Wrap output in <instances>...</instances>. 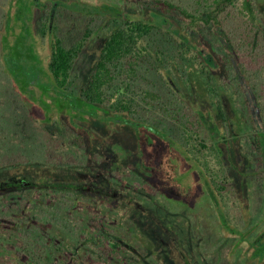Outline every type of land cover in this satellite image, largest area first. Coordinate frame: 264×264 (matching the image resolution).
Segmentation results:
<instances>
[{
    "label": "trees",
    "instance_id": "obj_1",
    "mask_svg": "<svg viewBox=\"0 0 264 264\" xmlns=\"http://www.w3.org/2000/svg\"><path fill=\"white\" fill-rule=\"evenodd\" d=\"M36 1L32 0V4L40 13L28 33L38 37L40 54L46 53L45 69L55 87L64 92L50 95L56 93L69 110L54 119L45 112L41 118L29 107L28 102L35 100L22 91L35 89L36 84L26 78L24 71L29 64L23 67V63L34 59L36 50L29 41L14 37L10 14L19 11L14 8V0H6L1 5L4 13L0 25V208L9 209L11 217L23 214L20 211L31 194L37 193L41 202L36 201L29 211L40 224L28 225V214L17 216L13 228L0 226V239L12 243L19 254H26L29 264H176L174 249L180 251L175 254L182 256L181 264H213V259L219 257L210 258L201 246L202 237L215 226L225 239L220 245L232 241L225 260L230 262L232 254H237V262L231 264H264V241L255 239L249 248L244 243L255 237L254 230L264 232V215L255 223L248 219L247 197L234 176L237 173L245 178L244 171L254 161L250 151L255 153V170L264 166V26L254 1L133 0L135 7L131 10L102 3L95 6L102 8V13L81 14L86 17L84 26L71 29L77 12L60 6L59 0H52L51 11L37 7ZM232 5L237 7L234 15L230 13ZM206 26L223 39L224 46L231 47L230 56L249 83L238 85L237 99L228 90L230 81L221 74L230 58L220 52L215 60L210 45L190 37V33ZM102 30L105 36L94 68L77 82L75 65ZM177 79L185 84V91ZM231 112L238 115L230 121L227 119ZM110 114L125 117L129 129L137 132L143 142L147 135L142 131L147 127L157 143L162 144L166 138L178 144L205 175L207 192L204 190L191 204L177 200L186 211L192 206L203 210L210 206L215 218L205 209L200 214L193 213L196 219L185 229L172 220L167 222V214L156 205L158 198L167 194L160 192L151 171L144 169L140 189L149 183L146 201L157 210L152 213L171 247L167 249L162 239L150 241L138 225V211L146 202L139 197L132 199L125 186L127 181L133 185L138 182L129 167L140 171L146 155L139 147L129 150L125 142L109 146L90 127V122L97 125L98 120L100 131L105 132ZM242 118L249 123L247 129ZM47 122L53 124L48 127ZM230 135L235 138H228ZM87 165L106 170V181L99 183L102 190L115 189L120 180H124L125 189H115L117 199H108L105 193L98 202L93 201L90 192L84 194L90 204L93 202L87 208L91 210L88 217H84L82 212H88L85 208L78 212L84 198L80 185L67 190L60 180L76 182L85 172L83 169L93 173ZM22 166L26 167L23 173L7 175L9 168ZM259 175L263 192L264 174ZM115 181L119 182L115 185ZM15 192L19 197L10 196ZM105 199L115 200L109 201L114 211ZM117 208L124 214H116ZM108 209L110 216L103 215ZM243 209L246 214L241 212ZM182 214L188 218L185 211ZM16 237L21 239L19 247L13 242ZM65 248L69 251L67 259L63 255ZM5 252L9 250L0 246V264H8ZM155 253L157 257L151 255Z\"/></svg>",
    "mask_w": 264,
    "mask_h": 264
},
{
    "label": "rangeland",
    "instance_id": "obj_2",
    "mask_svg": "<svg viewBox=\"0 0 264 264\" xmlns=\"http://www.w3.org/2000/svg\"><path fill=\"white\" fill-rule=\"evenodd\" d=\"M5 1L6 0H0V25L3 19L2 15L4 13V10L1 7V5L5 3ZM253 1L256 4V7L259 11L260 21L262 22V25L264 26V0H253ZM13 3H14V8H16L17 11H19L18 13L11 12L10 14V17H12L10 18V20L14 28V31H13L14 37L15 38L18 37L23 40L29 41L30 43L34 45V49L36 50V56L34 57V59H30L29 61L23 63V67L26 64H29L28 67L26 68L27 70L24 71V74L27 76L26 78L28 80L30 79L31 81L35 82L36 84L35 89H30L27 91L24 90L22 92H24L27 98L35 100V102H28V104H29V107L32 109V111L35 112L37 116L44 118V115L46 113V114L53 115L54 119H60L65 114V111L69 110V108H65V106L62 105L63 102L61 99H59V97L55 96L56 93L54 95H50V94L54 92H57L59 94L64 93V92L58 90L55 87V84L53 80L51 79L50 74L48 73V70L45 69L47 67L46 62H44L46 53H43L42 51L40 54V45H39L38 37L35 36L34 32L30 31V33H28V29L30 28L32 23L36 21L40 12L37 11L34 4H32L33 3L32 0H14ZM102 3L115 4L117 7L125 8L127 10H131L132 7H135L133 4V0H59L58 2L60 6L66 8L68 11L78 13L72 19L71 24L69 26L70 29L72 27H76L77 25L79 27L84 26L86 17L85 15H81V14L92 13V12L95 13L96 11H99L102 13L103 11L102 8L95 7L96 5H101ZM230 8H231L230 13L234 15V13L237 12V7L235 5H232ZM173 21H177V20L173 19ZM181 29L182 31H184L182 27ZM98 34L99 35H95L92 38V40L89 42L88 46L85 48L81 57L79 58V60L77 61L75 65L76 66L75 70L78 73L77 82L78 81L81 82V80H83L84 77L87 76L94 68V64L96 62V56L101 46V41L105 36V32L102 30ZM190 37H193V39H196V42H198L199 44H202L204 46L210 45L212 47V50L210 51L213 53V57L215 58V60H217L216 56L220 52H223L225 55H227L230 58L228 63L223 65L221 74L226 80L230 81L228 83L229 84L228 90L233 92L235 98L237 99V96L235 95V91L239 89L238 85L242 84L243 86L245 85L247 86L249 85V83L246 81L244 72L240 69V66H238L239 64L233 59V57H231L232 56L230 54V51H232L230 50L231 47L227 44L226 46H224L225 44H224L223 39L219 35H217V33L213 31V28L210 26H206L200 32L190 33ZM204 50L209 51L208 48H205ZM177 83L183 89V91H185L184 89L185 84L180 80L177 81ZM195 105H197V103ZM237 115H236V112L234 115L231 112L227 120H230V121L233 119L235 120L236 119L235 117ZM241 115L244 118V115H245L244 108H242ZM243 118H242L243 127L247 129V127L249 126V123L245 122ZM106 119L108 121L105 122L106 123L105 132L100 131L99 129L100 121H98L97 118H96L97 125L93 121L90 122V127L92 128V130L95 133H97V135H99L100 137H103V140L105 143H108V145L110 146L111 144H114L117 142H119L120 144L125 142V143H128L129 150H132V147L134 146L135 148L139 147L142 154L144 153L146 155L145 158L142 160V163L140 162L143 165L142 166L140 164L141 165L140 171H139V168L137 171H135V169H133L132 167H129V170H131L132 172H135V175H137L136 181L138 182H136V184L133 185L134 182L131 183L130 181H127L126 183L123 182L124 180H120V182L115 181L114 184L116 182H119V185L114 186V188L117 190H121V189L123 190L125 189L123 187L125 183V186L127 187L126 189L129 192V194L132 196V199L135 197H139L141 198L142 201L144 200L146 202V204H143L144 209L141 208L138 211V213L141 216V219L138 224L141 229V232L144 235H147L150 241L152 240L156 241L158 239H162V243H164L165 247L168 249L169 246L171 245L169 243V239L161 233V227H158V223H157L158 221L156 220V216H154V214L152 213L157 210L154 209L155 208L154 206L152 208L151 206L152 204L146 201L145 192H147L146 190L149 188L148 186L149 183H147V186H144L143 189H140L141 188L140 181L143 179V177H145L143 170L148 169L149 171H151L152 173L151 177L153 178L152 180L155 186L159 190H161L160 191L161 193L167 194V196L164 195L163 198H158L159 204L156 203V205H158L159 208L162 209L161 211L162 212L164 211L167 214L168 220L166 219V221L171 222L172 220L173 223L178 225L180 229H185L186 227H188V224L191 220L194 221L196 219L194 216L192 217L193 213L200 214L206 208L203 210L198 206H192L191 210L186 211L182 203L177 199H183L187 203L191 204L198 197H201L203 195L204 190L207 192L206 177L201 171V169L197 166V164L186 156V154L183 152V149L178 144L170 140H166V138H163L164 141L162 142V144L157 143L158 141L151 139L152 132L147 127H144L143 129L144 132L142 131V133H145L147 135L146 139L143 142L137 132L129 129L130 126L127 125L126 123L128 124L130 123L129 121L126 120L125 117L123 116L114 117L111 115L107 117ZM45 124L48 127H50L53 124V122H47ZM229 137L231 139L235 138L234 135H230L228 136V138ZM104 148L107 149L106 146ZM243 150L247 151L245 148ZM120 151L123 152V149ZM244 151L242 152V156L246 155ZM233 155L237 157V155L235 154ZM249 155H251L254 161L253 163H251L252 165L250 167L248 166L247 167L248 169L244 171L246 174L245 178L244 179L240 178V176H238L237 173H235L236 175L234 176H236L237 183L239 184V186L241 187L243 186V190H244L243 194H245V196L247 197V207L250 209L249 215H247L248 213L246 214V209H243L241 212L246 214V216H248V219H251L252 223H255V221L259 220L260 217L264 215V196H263L264 191L262 192V189L260 187V180H259L260 179L259 173L261 175L264 174V166H262L261 168H258L256 171L254 168L255 167V153L253 151L252 152L250 151ZM100 156L102 157V155ZM248 161H249V158H248ZM87 166H88L87 169L91 171L93 170V173L83 169V171L85 172L82 171L83 175L78 177L76 182L72 180H68L66 178H64V180H60L61 183H63L65 189L70 190L71 188H74L75 186L80 185L79 188L82 190H80L79 192L82 194V197H84V194H86L87 192H90V194L93 195V201L95 202L100 201L101 197L105 195V193H108V199L111 196H112V199H117L115 189H110L111 190L110 191L108 188V191H107L106 189L102 190V187L99 186L101 184L100 183L101 180L106 181L107 179L105 176H103L106 170H104L101 166H92V165L90 166L87 165ZM23 169L25 170L26 167L22 166V167H16V168H11V169L9 168L7 170L9 171L7 172V175L10 172H12L13 175L18 172L23 173ZM52 181H53V178L50 177L48 179V183L51 184ZM146 181L147 180H145V182ZM262 186L264 189V178H263ZM18 195H19L18 192L10 194V196L12 197H19ZM169 197H172V199ZM102 198H104V196ZM86 199H87L86 197L83 198V203H81L80 205V207L82 208H79V211H78L80 213V211L81 212L82 210L84 211V208H85V210L88 212H85V211L82 212V214H84L83 215L84 217H88L87 213H89L91 210L87 208L90 207L91 204H93V202L90 204V201ZM40 200H41V197H39L37 193L31 194V197H28V199L24 202L23 204L24 207L23 208L21 207L22 209L20 212H23V214L18 213L16 214V216L10 217L9 212H8L9 209L0 208V219H1L0 226L13 228L16 219L18 217L22 218L21 217L22 215H24V217H26L27 214L29 215L30 209L35 205L36 201L41 202ZM107 201L108 202L106 203L110 205L111 210L114 211V208L109 203V201L114 202L115 200L113 201L107 200ZM13 202H15V200H13ZM16 204H19V203H16ZM140 205L141 204L139 203V206ZM99 207L104 209L106 206L100 205ZM117 210L118 211L116 212V214L117 213L118 215L124 214V212L120 210L119 208H117ZM206 210H207V214H212L211 218H215L213 215L214 211L211 209L210 206H208V209ZM136 211H137V208H136ZM184 211L188 215V218L185 214H182L184 213ZM215 211L217 210L215 209ZM79 213H77V216H80ZM104 214H108L110 216L111 212L110 211L105 212V213L103 212V215ZM175 214L176 216L174 217ZM29 217L31 216L29 215ZM113 219H115V216L113 217ZM199 219L202 220L203 218H199ZM161 222H163L162 218L160 219V223ZM26 223L28 225L30 224L34 226L35 224H40V221H37L31 217L29 220L26 221ZM210 230H211L210 232H206L207 233L206 236L202 237L203 238L202 242L204 244L202 243L201 250H204L207 253V255H209L210 258H212V256L219 257V260L213 259V262H212L213 264H219V263L220 264L221 263L231 264V262L236 263L237 262L236 257L238 255L232 254L233 252L231 253L233 257L230 260V262L229 260L227 261L224 258L226 253H228V250H230V247L232 246V241H230L229 243H225L224 245H220V243L225 240L224 238L220 236L221 235L220 231L215 226L214 227L211 226ZM136 233H140V232H136ZM192 233L197 234L196 231H192ZM192 233H190L188 237ZM227 237H229L230 239ZM227 237L225 235V238L232 240L231 236H227ZM0 240H2L0 241V246L6 247L9 250V252L7 253L5 252V256H4L5 258L7 257L6 259H8V264H29L30 261L26 254H19L18 251L14 250L15 246L12 243H7L3 239H0ZM13 242H15L14 244L16 245L18 244V247H19V245L21 244V239L19 237H16L13 240ZM67 243L68 242L66 241V245H68ZM156 244H157L156 242L153 244L154 247H156ZM222 246H224V248L222 249V251L224 252H221ZM174 252L179 253L180 251L174 249ZM175 253L173 256H174L176 264H181L182 256L180 257L178 254H175ZM157 254L155 253L151 255L156 256ZM63 255L65 259L68 258L69 251L67 248L64 249ZM156 263L159 264L158 261H156Z\"/></svg>",
    "mask_w": 264,
    "mask_h": 264
},
{
    "label": "flooded vegetation",
    "instance_id": "obj_3",
    "mask_svg": "<svg viewBox=\"0 0 264 264\" xmlns=\"http://www.w3.org/2000/svg\"><path fill=\"white\" fill-rule=\"evenodd\" d=\"M52 0H37L35 3H37L36 5H37V7H39V8H41V7H44V8H49V10L51 11V8H52ZM256 233V235H255V237H252V239L250 240H246V241H244V243H245V246H246V248H249V245H252V242L251 241H253V240H255V239H261V240H263L264 241V232H262V231H255L254 230V234ZM250 251V250H249ZM246 254H249V252L248 253H246Z\"/></svg>",
    "mask_w": 264,
    "mask_h": 264
}]
</instances>
